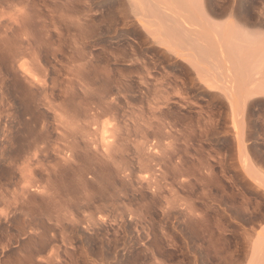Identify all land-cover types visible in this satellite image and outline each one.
I'll return each instance as SVG.
<instances>
[{
	"label": "rangeland",
	"instance_id": "1",
	"mask_svg": "<svg viewBox=\"0 0 264 264\" xmlns=\"http://www.w3.org/2000/svg\"><path fill=\"white\" fill-rule=\"evenodd\" d=\"M126 1L0 0V264L256 263L264 184L242 161L264 178V0H202L212 27L205 38L177 37L172 56ZM188 1L173 13L197 15V0ZM222 32L229 45L218 41ZM234 54L235 63L255 64L244 76L261 89L244 86L236 126L223 80L215 82L225 74L210 73L209 89L188 62L216 71ZM258 64L263 74L252 71ZM165 72L172 88L156 91Z\"/></svg>",
	"mask_w": 264,
	"mask_h": 264
},
{
	"label": "bare ground",
	"instance_id": "2",
	"mask_svg": "<svg viewBox=\"0 0 264 264\" xmlns=\"http://www.w3.org/2000/svg\"><path fill=\"white\" fill-rule=\"evenodd\" d=\"M186 1V0H185ZM184 0H127L126 2H128L127 3V7H128V12L129 13H127V14H131L132 16H133V18L135 19V21L137 22V24L141 27V28H143L144 29V31H147V36L151 39V41H152V43L154 42V44H158L159 46H160V48L162 47L163 48V50H162V52L163 53H167V54H169V55H176V54H178L180 51H179V49H177L176 48V45L178 44V42H179V38H177V37H181V36H183V35H186V36H189V35H191L192 37H193V35H195V37H196V35H197V37L196 38H199L200 37V35L201 36H204V38H205V31H207V25H208V23H209V20L211 21V19H208L209 18V16H208V18H207V15L206 14H208V13H206L204 10H202L203 8L205 9L206 7V5L204 6V2L205 1H198L197 0V2L194 4L195 5V8H197L198 9V11H197V15H195V14H191V12H190V15H191V17H190V15H189V17L187 18V17H184L183 15H181V16H183V18L181 17V16H179V12L180 11H178V15L177 14H174V13H176V12H174V11H176L177 9H178V3L179 2H184V4L185 3H187V2H185ZM188 1V0H187ZM191 0H189L188 2H189V4L191 3L190 2ZM194 1V0H193ZM125 2V1H124ZM195 2V1H194ZM238 4V3H237ZM177 5V9L175 10L174 9V7ZM182 5V4H181ZM180 5V6H181ZM187 5H188V3H187ZM191 5V4H190ZM126 6V5H125ZM156 7L157 9L159 8L160 10H161V12L160 13H158V12H156V13H158L159 15L161 14V17H157V16H155L154 14H155V12H154V8L153 7ZM182 6H184V5H182ZM185 6H186V4H185ZM184 6V7H185ZM189 6V5H188ZM191 6H193V5H191ZM191 6H189V7H191ZM197 6V7H196ZM233 6V5H232ZM245 7V6H244ZM211 8V7H210ZM243 8V7H242ZM174 9V10H173ZM230 9V8H229ZM237 8L235 7V10H236ZM125 10V9H124ZM260 10V9H259ZM262 10V9H261ZM126 11V10H125ZM124 11V12H125ZM126 11V12H127ZM227 11H231V10H228L227 9ZM233 11V10H232ZM231 11V12H232ZM174 12V13H173ZM188 12V13H189ZM206 13V14H205ZM236 12H234V14H235ZM241 13V12H240ZM180 14H183V12H180ZM230 13H228V15H229ZM233 14V13H232ZM238 14V13H237ZM187 15V16H188ZM195 15V16H194ZM239 15V14H238ZM230 16V15H229ZM235 18H237L236 17V14L235 15H233ZM248 16V15H247ZM255 16V15H254ZM231 17V16H230ZM234 17H233V19H234ZM238 17H240V16H238ZM260 17V16H259ZM262 17V16H261ZM132 18V19H133ZM187 18V19H186ZM256 18H258V17H256ZM171 20L173 23L171 24V25H173V26H171V27H173V29L172 30H168V24H167V21L168 20ZM238 19H241V18H238ZM236 20V21H235ZM242 20V19H241ZM240 20V21H241ZM258 20H259V18H258ZM258 20H257V22H258ZM232 21H235L234 22V24H233V22ZM231 22H232V25L233 26H235L236 24V22H238L237 21V19H234V20H232ZM254 21V20H253ZM211 22H213V21H211ZM211 22L209 23V25H210V27H212V25H211ZM169 23V22H168ZM214 23V22H213ZM212 23V24H213ZM218 24V23H217ZM228 24V23H227ZM227 24H226V26L225 27H227ZM240 26L242 25V23L240 24V23H238ZM238 24L236 25V26H238ZM258 24V23H257ZM126 25V24H125ZM208 25V26H209ZM216 25V24H215ZM220 25V24H219ZM247 25V24H246ZM249 25V24H248ZM261 25V24H260ZM206 26V27H205ZM217 26V25H216ZM243 26V25H242ZM241 26V27H242ZM204 27H205V29H204ZM209 27V28H210ZM218 27V26H217ZM216 27V28H217ZM222 27H224V26H222ZM240 27V28H241ZM244 27V26H243ZM242 27V28H243ZM252 27V26H251ZM234 28V27H231V25H230V29L228 30L227 28V30L226 31H230V30H232V29ZM239 28V27H238ZM237 27H235V29H233V31H237L236 29H238ZM247 28V27H246ZM249 28V27H248ZM257 28V27H256ZM259 28V27H258ZM262 28V27H261ZM142 29V30H143ZM224 29V28H223ZM245 29V28H244ZM244 29L242 30V31H244ZM78 30V29H77ZM216 30V29H215ZM214 30V31H215ZM259 30V29H258ZM80 31V30H79ZM210 32H211V29L209 30ZM241 31V32H242ZM249 30H247L246 32H248ZM75 32V31H74ZM77 32V31H76ZM235 32L233 33V32H231L232 34H234L235 35ZM241 32H239L237 35H236V37L238 36V38L240 39V33ZM246 32L244 31V33L246 34ZM79 33V32H78ZM145 33V32H144ZM214 32H212V34H213ZM222 33H224V32H222ZM227 33V32H226ZM226 33H224V34H222V36L223 37H221V41H220V39L218 40L219 42H223L224 41V39H225V37L227 36V34ZM249 33V32H248ZM74 34V33H73ZM226 34V35H225ZM243 34V33H242ZM255 34V33H254ZM79 35V34H78ZM209 35H210V33H209ZM214 35V34H213ZM213 35H211V36H213ZM229 35H230V33H229ZM228 35V37L227 38H230V36ZM251 35V34H250ZM253 35V34H252ZM251 35V36H252ZM262 35V34H261ZM186 36H185V38H186ZM191 36H189V38L191 37ZM199 36V37H198ZM221 36V35H220ZM232 36V35H231ZM242 36H247V35H242ZM254 36V35H253ZM258 36V35H257ZM194 37V38H195ZM210 37V36H209ZM216 37V41H217V35L216 36H214V38ZM236 37H234L235 38V41H236V43L235 42H233V46H234V44H237V41L239 40V39H237ZM248 38H251L249 35L247 36ZM177 38V39H176ZM203 38V39H204ZM213 37H210V39H214ZM219 38V37H218ZM148 39V38H147ZM192 39V38H191ZM207 39H209L208 37H207ZM206 39V40H207ZM232 39H233V36H232ZM237 39V40H236ZM255 39V38H254ZM194 40V39H193ZM206 40H204V41H206ZM211 40V41H212ZM215 40V39H214ZM214 40L212 41L213 43H214V45L215 44H217V42H214ZM234 40V39H233ZM233 40H230V42L231 41H233ZM192 41V40H191ZM195 41V40H194ZM197 42H199V40L197 39L196 40ZM195 41V42H196ZM203 41V40H202ZM202 41H200V44L202 43ZM204 41H203V43H204ZM210 41V40H209ZM226 41H228V39L226 40ZM241 41V40H240ZM240 41H238V42H240ZM147 42V41H146ZM187 42V44L189 45V43H188V41H186ZM229 42V41H228ZM250 42H252V41H250ZM263 42H264V38H263ZM151 43V44H152ZM211 43V42H210ZM210 43H208L209 44V46H208V48L207 49H209L210 48V46L213 44H210ZM223 43H227V42H223ZM244 43V42H243ZM248 43V42H247ZM253 43H255V41L253 42ZM252 43V44H253ZM192 44V43H191ZM197 44V43H196ZM195 44V45H196ZM206 44V43H205ZM230 44V43H229ZM228 43L226 44V45H229ZM242 44V43H241ZM245 44V43H244ZM244 44H243V46H244ZM256 44V43H255ZM259 44V43H258ZM258 44H256V45H258ZM262 44H264V43H262ZM181 45H182V43H181ZM239 45V44H238ZM259 45H261V44H259ZM178 46L180 47V45L178 44ZM217 46H219V45H217ZM246 46H248V44L246 45ZM253 46V45H252ZM219 47H222V45L221 46H219ZM236 47H237V45H236ZM235 46H234V48H236ZM239 47V46H238ZM237 47V48H238ZM262 46H260V48H261ZM263 47H264V45H263ZM127 48V47H126ZM147 48V47H146ZM212 48V47H211ZM223 48V47H222ZM226 48V47H225ZM225 48H224V51H225ZM243 48V47H242ZM241 48V49H242ZM245 48V47H244ZM181 49V48H180ZM232 49V48H231ZM240 49V50H241ZM246 49H247V47H246ZM249 49V48H248ZM248 49L246 50L247 51V55L249 54L248 52ZM253 49V48H252ZM263 49V48H262ZM187 50V49H186ZM221 50V49H220ZM238 49H235V51H237ZM239 50V51H240ZM245 50V49H244ZM255 50H259L258 49V47H257V49H255ZM254 50V51H255ZM234 51V52H235ZM252 51V50H251ZM201 52H205V50L203 51V50H201ZM217 52H219L218 50H217ZM229 52V51H228ZM238 52V51H237ZM237 52H235V54L237 53ZM259 52H261V50L259 51ZM263 52L264 51H262L261 53L263 54ZM120 53V52H119ZM185 53V52H184ZM194 53V52H193ZM206 53H209V55H210V51L208 52V51H206ZM221 53H223V52H221ZM225 53H227V52H225ZM232 53V52H231ZM230 53V54H231ZM241 53H243V52H241L240 51V53H237L238 54V56L241 54ZM251 53H253V52H251ZM260 53V55L258 54V51H257V55L258 56H262V54ZM115 54H116V52H115ZM166 54V55H167ZM233 55V57L232 58H227V61H226V59L224 60L223 58L225 57V55H227V54H225L224 55V57L222 58V59H220V61H222L221 62V64H219V66L217 67L219 70H221L220 69V67L222 68V70L221 71H223V72H221V71H219L218 69V71L219 72H217V70L215 71V69H214V67H216V66H214L213 65V63L212 64H207V62L205 61V59L204 58H202L205 62H206V64L208 65V67L211 65V66H213V69H214V71H210L211 69H212V67L210 66V68L211 69H208V67H205V63H204V65L202 64L203 62H200L199 60H198V58L197 57H190V59H188V62H189V64L191 65V67L194 69V73H196V80H198V82L197 83H200V82H202V83H204V84H206V85H208L209 86V89H211V84H214V83H212V82H214V81H210V79H208L209 77H210V73H212L213 72V74H212V76L216 73H224L225 75H223V74H221L220 75V77H222V75L224 76V78L223 79H219L218 80V78H217V81L213 78V80H215V82H220V80L222 81L223 80V86L222 85H220V86H222V88H224L222 91V93L224 94V96H226L227 97V99L229 100H227L228 102H229V108H231V112H232V117L233 118H231V119H233V121L232 122H234V126H236V125H238L237 124V116H240L241 114L239 113V112H241L240 111V109H241V106H242V104L243 103H245V102H242V101H244L245 99H244V96H246V92H245V90L243 89V88H245V87H247V88H249L251 85H250V83H249V85H248V82L250 81V80H248V72H247V74H246V69L248 70V67L250 66V64H249V66L247 67L246 65H248V63L245 65L244 63H246V62H242L243 63V65L240 63V62H238V63H235V62H237L238 61V59L237 60H235V59H233L234 58V56L236 57V58H238V56L237 55ZM112 55V54H111ZM165 55V56H166ZM209 55H208V57H209ZM255 55V54H254ZM253 55V56H254ZM264 55V54H263ZM118 56H119V54H118ZM168 56V55H167ZM194 56V55H193ZM197 56V55H196ZM211 56V55H210ZM232 55H230V57H231ZM256 56V55H255ZM258 56H256V57H258ZM132 57V56H131ZM207 57V58H208ZM245 57V56H244ZM256 57H254V58H256ZM116 58V57H115ZM142 58V57H141ZM187 58V57H186ZM213 58V57H212ZM241 58V57H240ZM239 58V59H240ZM254 58L252 59V60H254ZM259 58V57H258ZM258 58H257V60H258ZM124 59V58H123ZM138 59V58H137ZM148 59V58H147ZM211 59V58H210ZM247 59V58H246ZM259 59H261L260 61H258V62H260L259 64H261V66H263L264 65V63H263V61L262 60H264V58H263V56H262V58H259ZM177 60V59H176ZM208 60V59H207ZM212 60H214V59H212ZM242 60V59H241ZM251 60V61H252ZM137 61V60H136ZM148 61H150V60H147V61H145V60H142V62H143V65L144 66H147L148 64H150ZM247 61V60H246ZM134 62V61H133ZM140 62V61H139ZM156 62V61H155ZM211 62V61H210ZM213 62V61H212ZM214 62H218L219 63V60H217V61H214ZM248 62V61H247ZM255 62H256V60H255ZM263 63V65H262V63ZM159 63V62H158ZM185 63H186V61H185ZM218 63H216L215 65H217ZM252 63H254V62H252ZM134 64V63H133ZM140 64V63H139ZM237 64L239 65L238 66V68H236L237 67ZM256 65V66H254V68L252 69V71L255 73H261L260 71H262V70H260V68H261V66L260 65ZM143 65L141 66V67H143ZM244 65L246 66V67H244ZM252 65H255V64H252ZM251 65V66H252ZM155 66H156V64H155ZM155 66H153V67H155ZM250 66V67H251ZM152 67V68H153ZM145 68V67H144ZM144 68H142V69H144ZM148 68V67H147ZM147 68H145V71H149V69H152V68H149L148 70H146ZM246 68V69H245ZM156 69V68H155ZM154 69V70H155ZM212 69V70H213ZM238 69V70H237ZM262 69H263V67H262ZM250 70V69H249ZM117 71V70H116ZM151 71V70H150ZM157 71H159V70H157ZM251 71V72H252ZM153 72V71H152ZM169 72V71H168ZM250 72V73H251ZM253 72L251 73V74H253ZM234 73V74H233ZM144 74V73H143ZM147 74V73H146ZM148 74H150V73H148ZM157 74V73H156ZM173 74V73H172ZM193 74V73H192ZM192 74H190L191 76H193ZM230 74H232L231 75V77H233V78H230ZM247 75V76H244V75ZM261 74H263V73H261ZM107 75V74H106ZM145 75V74H144ZM150 75H152V74H150ZM158 75V74H157ZM255 75V74H254ZM142 76V75H141ZM211 76V77H212ZM125 77V76H124ZM146 77V76H145ZM151 77V76H150ZM152 77H154V76H152ZM214 77V76H213ZM246 77V78H245ZM250 78H251V76H249ZM254 77V76H253ZM263 78H264V76H262ZM193 78V77H192ZM229 78V79H228ZM249 78V79H250ZM255 79H256V75H255V77H254ZM258 78H260V77H257V79H256V83H255V85L256 86H259V85H264V81L262 82L261 81V78L260 79H258ZM78 79V78H77ZM76 79V80H77ZM141 79V78H140ZM144 79H146V78H144ZM169 79H170V74L169 73H167V72H165V74L164 75H162L159 79H157L156 81H157V83H156V81H154V80H152V81H154L155 83L154 84H156V86H157V89H156V91H161L162 92V90L160 89L162 86H164L165 88H168V85H169ZM52 80V79H51ZM138 80V79H137ZM191 80V79H190ZM212 80V79H211ZM247 80H248V82H247ZM257 80L258 81H261V83H259V85H257ZM79 81V80H78ZM143 81V80H142ZM183 81V80H182ZM182 81H181V83H182ZM193 80H191V82H192ZM184 82V81H183ZM188 82V81H187ZM194 82H195V77H194ZM195 82V84H197ZM71 83V82H70ZM107 83V82H106ZM111 83V82H110ZM109 83V84H110ZM148 83V82H147ZM150 83H151V81H150ZM179 83V82H178ZM193 83V82H192ZM201 83V84H202ZM222 83V82H221ZM227 83V84H226ZM253 83V82H252ZM143 84V83H142ZM146 84V83H145ZM170 84H171V82H170ZM186 84V83H185ZM189 84V83H188ZM203 84V85H204ZM125 85V84H124ZM152 85H153V83H152ZM173 85V84H172ZM175 85V84H174ZM180 85V84H179ZM178 85V86H179ZM148 86V85H147ZM151 86V85H150ZM155 86V87H156ZM176 86V85H175ZM177 86V87H178ZM216 86H219V85H216ZM219 86V87H220ZM245 86V87H244ZM249 86V87H248ZM255 86V87H256ZM154 87V86H153ZM154 87V88H155ZM169 87H171L170 85H169ZM182 87H184V86H182ZM181 87V88H182ZM193 87V86H192ZM198 87V86H197ZM203 87V86H202ZM252 88H254V86H253V84H252V86H251ZM251 87H250V89H249V91L247 90V92H251L252 91V89H251ZM260 88L261 87H263V86H259ZM82 88V87H81ZM141 88V87H140ZM151 88V87H150ZM172 88V87H171ZM184 88H186V87H184ZM204 88V87H203ZM208 88V87H207ZM217 88V87H216ZM222 88H219L218 90H220V89H222ZM246 88V89H247ZM256 88H258V87H256ZM256 88H254V90L256 89ZM46 89V88H45ZM120 89H121V87H120ZM143 89V88H142ZM153 89V88H152ZM164 89V88H163ZM175 89V88H174ZM212 89L214 90V88L212 87ZM259 89V88H258ZM50 90V89H49ZM154 90V89H153ZM184 90V89H183ZM202 90V89H201ZM217 90V89H216ZM251 90V91H250ZM260 91H261V89H259ZM259 90H257V91H259ZM87 91V90H86ZM118 91V90H117ZM152 91V90H151ZM150 91V92H151ZM164 91V90H163ZM256 91V92H257ZM119 92V91H118ZM145 92V91H144ZM160 92V93H161ZM181 92V91H180ZM220 92V91H219ZM155 93V92H154ZM216 93V92H215ZM244 93H245V95H244ZM158 94H159V92H158ZM248 94V93H247ZM254 94V93H253ZM257 94V93H256ZM261 94V93H260ZM263 94V93H262ZM150 95V94H149ZM183 95V94H182ZM255 95V94H254ZM50 96V95H49ZM161 96H163V95H161ZM160 96V97H161ZM167 96V95H166ZM178 96V95H177ZM181 96V95H180ZM188 96V95H187ZM215 96V95H214ZM250 96V95H249ZM159 97V98H160ZM165 99H167V97H165V96H163ZM163 97H161L162 99H163ZM172 97V96H171ZM209 97V96H208ZM212 97H213V94H212ZM219 97V96H218ZM48 98V97H47ZM152 98V97H151ZM169 98V97H168ZM185 98H186V96H185ZM250 98V97H249ZM248 98V99H249ZM157 100V99H156ZM164 100V99H163ZM178 101V100H177ZM181 101V100H180ZM220 101V100H219ZM247 101V100H246ZM154 102V101H153ZM156 102V101H155ZM161 102V101H160ZM165 102H166V100H165ZM184 102V101H183ZM208 102V101H207ZM210 102V101H209ZM158 103H159V100H158ZM166 103H168V102H166ZM169 104V103H168ZM209 104V103H208ZM249 104H250V101H249ZM168 105H166V107H167ZM171 106V105H170ZM228 106V105H227ZM245 106V105H244ZM111 108V107H110ZM156 108V107H155ZM243 108V107H242ZM171 109V108H170ZM245 109V108H244ZM203 110V109H202ZM205 110V109H204ZM226 110V109H225ZM247 110V109H246ZM153 111H155V109L153 110ZM160 111V110H159ZM165 111V110H164ZM229 111V110H228ZM245 111V110H244ZM213 112V111H212ZM207 113H209V112H207ZM243 113V112H242ZM251 113V112H250ZM156 114V113H155ZM231 114V113H230ZM162 115V114H161ZM200 115V114H199ZM205 115V114H204ZM243 115V114H242ZM157 116V115H156ZM223 116V115H222ZM245 116V115H244ZM168 117V116H167ZM198 117V116H197ZM211 117V116H210ZM228 118V117H227ZM249 118V117H248ZM164 119V118H163ZM198 120V119H197ZM213 120V119H212ZM202 121V120H201ZM209 120H207V122H208ZM231 122V123H232ZM236 122V123H235ZM243 122V121H242ZM162 123V122H161ZM236 124V125H235ZM237 128V127H236ZM234 129V128H233ZM249 131V130H248ZM247 132V131H246ZM241 133V132H240ZM249 133V132H248ZM239 134V133H238ZM235 136V135H234ZM240 140H241V138H240ZM241 143H242V141H241ZM245 144V143H244ZM242 146V145H241ZM243 147V146H242ZM241 147V148H242ZM243 149H245V148H243ZM19 151V150H18ZM246 151V150H245ZM13 152V151H12ZM16 152V151H15ZM243 155H246L247 156V154H243ZM17 157V156H16ZM248 157V156H247ZM248 159V158H247ZM244 160V159H243ZM243 163H244V165L246 166L245 168H247L246 169V171H247V174L250 176V178H252L254 181H256V182H258L260 185H263L264 184V178L262 177V176H259L258 174H256V172L254 173V171H253V167H252V169H250L251 167H248V162L247 161H242ZM252 163V162H251ZM243 165V166H244ZM253 165V164H252ZM255 167V166H254ZM260 173V172H259ZM259 177H260V179H261V181H258V179H259ZM263 184H262V183ZM264 186V185H263ZM193 214V213H192ZM196 218V217H195ZM197 219V218H196ZM210 219V218H209ZM238 219V218H237ZM240 219V218H239ZM245 219V218H244ZM204 220V219H203ZM228 220V219H227ZM185 221V220H184ZM229 222V221H228ZM244 222V221H243ZM198 223V222H197ZM201 223V222H200ZM204 223V222H203ZM152 224V223H151ZM212 224V223H211ZM181 225V224H180ZM187 225V224H186ZM156 226V225H155ZM194 226V225H193ZM224 226V225H223ZM235 226V225H234ZM29 227V226H28ZM195 227V226H194ZM206 227V226H205ZM222 227V226H221ZM253 227V226H252ZM196 228H198V227H196ZM148 229V228H147ZM255 229V228H254ZM181 230V229H180ZM206 230V229H205ZM209 230V229H208ZM224 230V229H223ZM153 231V230H152ZM253 231V230H252ZM25 232V231H24ZM210 232V231H209ZM183 233V232H182ZM243 233V232H242ZM246 233V232H245ZM247 234V233H246ZM64 235V234H63ZM245 235V234H244ZM39 236V235H38ZM210 236H212V235H210ZM260 236H261V234H260ZM260 236H259V238L257 237L256 239V241L257 242H255V241H253L254 242V248L258 245L259 247H257V248H259L260 249V245H261V238H260ZM169 237V236H168ZM172 237V236H171ZM241 237H243V235L241 236ZM248 236H246V238H247ZM250 237V236H249ZM64 238V237H63ZM219 238V237H218ZM154 239V238H153ZM212 239V238H211ZM214 239V238H213ZM248 239H250V238H248ZM253 239V238H252ZM160 240V239H159ZM263 240V239H262ZM32 241V240H31ZM203 241V240H202ZM258 241H260L259 243H258ZM195 242V241H194ZM245 242V241H244ZM252 242V243H253ZM263 242V241H262ZM32 243V242H31ZM37 243V242H36ZM214 243V242H213ZM255 243L257 244L256 246H255ZM35 244V243H34ZM39 244V243H38ZM37 244V245H38ZM209 244V243H208ZM238 244V243H237ZM40 245V244H39ZM167 245V244H166ZM186 245V244H185ZM253 245V244H252ZM29 247V246H28ZM24 248V247H23ZM152 248V247H151ZM228 248V247H227ZM241 248V247H240ZM244 248V247H243ZM209 249V248H208ZM256 249V248H255ZM262 249H263V246H262ZM222 250V249H221ZM243 251H244V249H242ZM256 250H258V249H256ZM264 250V249H263ZM262 250V251H263ZM29 251V250H28ZM247 251V250H246ZM259 251V250H258ZM102 252V251H101ZM152 252H154L153 250H152ZM151 251L149 252V253H152ZM224 252V251H223ZM231 252V251H230ZM259 252H261V251H259ZM30 253V252H29ZM57 253V252H56ZM98 253V252H97ZM197 253H198V251H197ZM226 253V252H225ZM244 253V252H243ZM245 253H247V252H245ZM258 253V252H257ZM25 254H26V252H25ZM91 254V253H90ZM95 254H96V252H95ZM99 254V253H98ZM154 254V253H153ZM153 254H151V255H153ZM159 254V253H158ZM194 254H196V253H193V255ZM209 254V253H208ZM254 254H255V252H254ZM261 255L263 254V252L262 253H260ZM24 255V254H23ZM52 255V254H51ZM198 255V254H197ZM196 255V256H197ZM201 255H203V254H201ZM200 255V256H201ZM240 255V254H239ZM261 255H259V257L257 258V262L256 263H252V264H263L264 263V257H263V255H262V258H263V263H261V261L260 260H262V258L260 257ZM55 256V255H54ZM105 256V255H104ZM155 256V255H154ZM153 256V257H154ZM206 256V255H205ZM209 256V255H208ZM211 256V255H210ZM231 256V255H230ZM149 257H151V256H149ZM207 257V256H206ZM206 257H205V259H206ZM219 257V256H218ZM155 258V257H154ZM194 258V257H193ZM214 258V257H213ZM236 258V257H235ZM52 259V258H51ZM153 259V258H152ZM196 260L198 259V258H195ZM215 259V258H214ZM219 259V258H218ZM153 260H155V259H153ZM158 260V259H157ZM202 260V259H201ZM211 260V259H210ZM220 260H222V259H219V262H220ZM245 260V259H244ZM251 260H253V259H251ZM243 261V260H242ZM140 262V261H139ZM246 262V261H245ZM156 263H158V262H156ZM211 264H213L214 262H210ZM215 263L216 264H218L216 261H215ZM237 263H239V264H244L243 262L241 263V262H238L237 261ZM236 263V264H237ZM147 264V263H146ZM225 264H227V263H225ZM229 264V263H228ZM232 264V263H231ZM246 264H251V263H248V262H246Z\"/></svg>",
	"mask_w": 264,
	"mask_h": 264
}]
</instances>
